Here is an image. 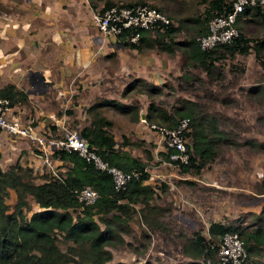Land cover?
I'll return each mask as SVG.
<instances>
[{"label":"rangeland","instance_id":"obj_1","mask_svg":"<svg viewBox=\"0 0 264 264\" xmlns=\"http://www.w3.org/2000/svg\"><path fill=\"white\" fill-rule=\"evenodd\" d=\"M94 1L95 8H99L103 0ZM121 1L128 0H114ZM142 1L164 10L171 23L178 26L171 33L172 51L159 44L142 46L136 50L134 63L142 74L128 71L120 75L121 89L114 98L135 105L137 117L132 118V112H120L112 105L97 106V109L111 119L109 131L116 142L126 138L131 152L146 162L149 177L145 181L155 190L151 202L160 205L162 210L157 214L159 224L156 225L141 221L135 212L129 220L131 230L121 233L124 241L105 245L111 251L106 264L201 263L202 256L191 257L182 251V246L194 231L208 238L210 221L221 220L247 229L259 218L264 227V149L252 148L245 142L248 138L264 140V47L260 53L251 46L245 51L233 52L217 48L220 52L212 59L211 66L202 67L188 60L179 41L200 25L199 21L210 8V0ZM1 9L4 6L0 3ZM249 13L238 19L237 26L248 37L246 43L251 45L264 38V8L262 15ZM123 55L129 59L131 53ZM132 79L152 83L159 91H150L138 83L125 89ZM107 87L112 92V84L108 83ZM150 101L167 112L190 105L195 118L212 115L216 126L224 131L227 138L215 144L214 155L199 173L183 172L178 164L165 158L164 135L151 128L143 117ZM58 112L55 115L58 120L50 124V128L57 127L51 128L54 135L60 136L66 130L79 131L77 121L67 119L65 108ZM88 112L86 120L91 117ZM153 123L158 125L156 121ZM183 136L184 143L189 144L190 135ZM6 167L0 164V168ZM27 197V208H23L26 215L37 209L33 198ZM14 198V190L9 188L5 198L8 210L12 209ZM133 205L137 208L139 204ZM68 243L60 239L58 242L61 249ZM259 248L258 253L248 254L244 264H264V244Z\"/></svg>","mask_w":264,"mask_h":264},{"label":"trees","instance_id":"obj_2","mask_svg":"<svg viewBox=\"0 0 264 264\" xmlns=\"http://www.w3.org/2000/svg\"><path fill=\"white\" fill-rule=\"evenodd\" d=\"M89 2L93 10L98 9L95 8L94 0ZM143 2L128 0L116 3L114 0H103L99 9L112 4L131 5ZM209 3L210 8L206 10L203 20L199 21L200 25L186 39L179 41L181 50L188 60L197 62L202 67H209L216 53L220 52L217 48L223 47L225 51L233 52L245 51L251 46L256 53L262 51L264 38L248 45L246 43L248 37L241 33L237 22L238 33L231 40L209 48H201L197 36L206 32L205 21L207 22L212 15L229 9L226 0H210ZM263 8L264 5L245 6L240 18L249 12L262 15ZM177 28V25L169 22L163 29H155L152 35V31L148 28H137L139 37L136 41L125 38L129 28H123L116 38L121 45L138 50L142 46L151 47L159 44L164 49L172 51L171 33ZM136 83L150 91H159L156 85L141 79H132L125 89L131 88ZM0 95L8 97L10 103L23 99L22 92L14 89V85L10 82L0 86ZM151 102L148 103L143 114L147 122L156 121L160 125L173 127L179 118L188 117V129L191 126L192 130L183 131L184 135L188 134L191 138L189 144L184 143L185 159H170L168 153L174 151L170 147H167L164 156L167 160L178 164L183 172L199 173L201 167L214 155L215 144L227 138L224 131L216 126L212 115L195 118V112L190 105L167 112ZM100 105H112L120 112H132V118L137 117L135 105L100 97L88 106L91 117L88 124L80 127V135L86 139L87 146H92L108 164L116 165L124 171L134 169L137 175L129 178L124 187L114 189L109 172L96 167L90 159H86L76 150L61 148L52 151L68 165L65 173L58 171L59 176L47 171L49 175H46L45 180L34 182L32 180L34 175L28 165L16 161L6 168H0V264H106L111 258V251L105 245L124 241L121 233H129L131 230L129 220L133 218L135 212L139 214L141 221L147 224H159L157 214H160L162 208L151 202L155 190L152 185L144 181L149 177L146 162L116 146V143L122 145L128 140L122 138L119 143L116 142L109 131L111 119L97 109ZM245 142L252 148L264 149V140L248 138ZM84 185L91 186L97 192L92 203L83 204L76 198V191ZM9 188L15 193L10 210L5 201ZM28 195L37 203L38 208L26 215L23 208H27ZM135 203L139 204L137 208L133 205ZM259 220L258 218L257 223L247 229L226 224L221 220L210 221L207 226L209 237L205 238L198 231H194L184 241L182 251L191 257H203L201 263L194 264H217L216 242L221 239L225 231L235 230L239 233L246 250L245 259L240 263L244 264L248 254L258 253L259 247L264 244V228ZM59 239L70 243L61 249L58 244ZM143 264L160 263L144 261Z\"/></svg>","mask_w":264,"mask_h":264},{"label":"crops","instance_id":"obj_3","mask_svg":"<svg viewBox=\"0 0 264 264\" xmlns=\"http://www.w3.org/2000/svg\"><path fill=\"white\" fill-rule=\"evenodd\" d=\"M0 3L4 6L0 10V86L10 82L22 92L23 99L11 102L9 115L17 117L32 132L53 134L52 129L57 127L51 129L50 124L64 108L67 119L76 120L80 127L88 124L87 106L96 97L115 99L121 89V74H142L134 65L137 49L122 47L113 34L100 33L92 19L89 0ZM124 52L131 53L129 59ZM108 83L112 84V92ZM128 145L116 144L138 156ZM48 157L58 171L65 173L68 165L64 160L54 153ZM16 161L31 168L34 182L49 175L32 139L11 135L0 128V164L6 167ZM26 200L28 203L27 196Z\"/></svg>","mask_w":264,"mask_h":264},{"label":"built area","instance_id":"obj_4","mask_svg":"<svg viewBox=\"0 0 264 264\" xmlns=\"http://www.w3.org/2000/svg\"><path fill=\"white\" fill-rule=\"evenodd\" d=\"M226 2L229 9L212 15L206 22V32L197 36L201 48H209L215 44L231 40L238 33L236 22L241 17L240 14L243 8L245 6L264 5V0H226ZM91 15L102 34L116 36L123 28H129L125 38L130 41L138 39L139 31L137 28H148L151 31L161 30L167 23L171 22L164 10L146 2L131 5L112 4L101 10L99 8L94 9ZM10 104L8 97L0 95V128L11 135L25 136L32 139L40 150L41 161L45 164L49 173L59 176L58 170L55 165L51 164L48 154L50 155L54 149L61 148L76 150L86 159H90L96 167L109 172L114 189L124 187L129 178L137 175V171L134 169L124 171L116 165L108 164L95 152L92 146H87L86 139L80 135L78 130H66L60 136L32 132L17 117L9 115ZM58 118L54 117L53 120L56 122ZM149 126L164 135L166 147L174 150L168 153L170 159H185L183 131L188 129L187 116L179 118L173 127L157 125L153 122H149ZM96 196V190L89 185H84L76 191L77 200L83 204L92 203ZM215 256L217 264H240L245 259L246 250L237 231H225L222 234L221 239L216 242Z\"/></svg>","mask_w":264,"mask_h":264}]
</instances>
